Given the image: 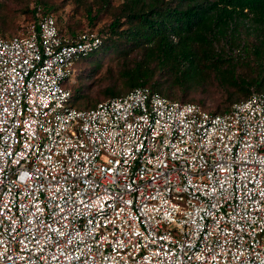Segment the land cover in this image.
I'll return each mask as SVG.
<instances>
[{
    "label": "built area",
    "instance_id": "obj_1",
    "mask_svg": "<svg viewBox=\"0 0 264 264\" xmlns=\"http://www.w3.org/2000/svg\"><path fill=\"white\" fill-rule=\"evenodd\" d=\"M0 37V264H264V92L72 102L102 44L37 5Z\"/></svg>",
    "mask_w": 264,
    "mask_h": 264
},
{
    "label": "rangeland",
    "instance_id": "obj_2",
    "mask_svg": "<svg viewBox=\"0 0 264 264\" xmlns=\"http://www.w3.org/2000/svg\"><path fill=\"white\" fill-rule=\"evenodd\" d=\"M130 1L0 0V37L19 34L22 26L32 20V12L37 5L54 14L62 31L73 33L93 30L98 33L104 40L103 47L75 64L76 74L68 84L75 96L74 105L79 108L91 107L103 99L123 95L132 88L127 85L122 72L137 63L143 57L144 51L142 47H134L124 36V32L116 36L109 30V25L117 17H120L118 26L122 31L129 30L136 23V20H130L125 15L126 4ZM238 36L235 45H229L222 39L215 43L216 56L224 57L229 62L218 63L217 67L220 66V69L212 67L208 62L202 63V72L190 86L177 83L174 73L156 69L153 80L161 83V93L169 99L193 101L209 111L223 112L232 103L252 92H264V88L252 85L249 93L244 94L240 86L242 79L253 81L256 77H264V66L253 53L254 46L264 39V24L260 30H246L242 27ZM223 68L231 69L232 75L240 84H230V74L224 75L220 72ZM152 83L153 81L149 85ZM111 91L116 93L111 94Z\"/></svg>",
    "mask_w": 264,
    "mask_h": 264
},
{
    "label": "trees",
    "instance_id": "obj_3",
    "mask_svg": "<svg viewBox=\"0 0 264 264\" xmlns=\"http://www.w3.org/2000/svg\"><path fill=\"white\" fill-rule=\"evenodd\" d=\"M141 2L131 0L126 4L125 15L129 16L130 20H136L129 30L119 29L120 17L109 25V30L116 36L124 32V36L134 44V47H142L144 51L143 57L137 63L123 70L122 76L126 79L127 85L132 88L146 85L159 93H161V83L153 80L156 69L174 73L177 83L185 87L190 86L202 72V63L208 62L212 67L220 69V66L217 67L218 63L229 62L224 57L216 56L215 43L222 39L229 45H235L240 28L260 30L264 24V0H149ZM43 12L47 11L43 10ZM33 18L34 11L32 20ZM103 45L102 39L101 46L90 54L99 51ZM253 53L255 58L260 60L259 63L264 66V39L254 46ZM90 54L79 62L85 60ZM230 70L223 68L220 72L224 75L230 74V84L239 85L240 83ZM152 81L153 85H149ZM240 82L244 94L249 93V87L252 85H258L260 89L264 88L263 76L256 77L253 81L242 79ZM74 98L73 93V104Z\"/></svg>",
    "mask_w": 264,
    "mask_h": 264
}]
</instances>
